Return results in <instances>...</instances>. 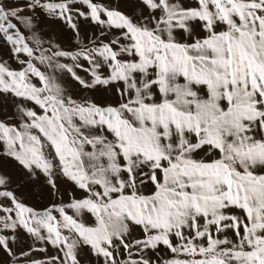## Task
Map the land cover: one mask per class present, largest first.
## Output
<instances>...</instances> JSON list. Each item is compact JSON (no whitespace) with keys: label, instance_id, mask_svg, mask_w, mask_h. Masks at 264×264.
I'll use <instances>...</instances> for the list:
<instances>
[{"label":"snow or ice","instance_id":"obj_1","mask_svg":"<svg viewBox=\"0 0 264 264\" xmlns=\"http://www.w3.org/2000/svg\"><path fill=\"white\" fill-rule=\"evenodd\" d=\"M0 257L264 264V0H0Z\"/></svg>","mask_w":264,"mask_h":264},{"label":"rangeland","instance_id":"obj_2","mask_svg":"<svg viewBox=\"0 0 264 264\" xmlns=\"http://www.w3.org/2000/svg\"><path fill=\"white\" fill-rule=\"evenodd\" d=\"M104 3H108V0H103ZM9 7L12 6L11 3L8 4ZM36 19L40 21V27L44 32V35L47 36H54L57 40V42L65 48H70L71 45V37L72 33L70 30L64 27L62 23H51L46 21L42 14L37 12L35 14ZM23 31V29H21ZM83 32V30H82ZM86 35V34H85ZM15 67V65H13ZM9 174H11L10 170ZM15 186V185H13ZM71 189L61 184L60 185V192L63 194L64 201L67 202L69 200L68 191ZM17 195L20 197H23L24 203L31 205L33 207H41L43 205H47L49 203H60V200L58 197H50L49 191L47 189L41 190L39 188H31V189H20L17 191ZM80 193L77 192V196H79ZM71 214V213H70ZM49 255L53 254V251L51 248H49ZM37 258H39L42 254L36 253L35 254ZM0 259H3V257H0Z\"/></svg>","mask_w":264,"mask_h":264}]
</instances>
